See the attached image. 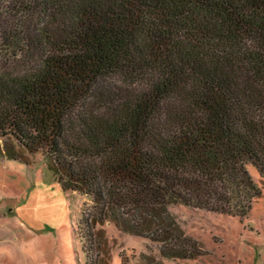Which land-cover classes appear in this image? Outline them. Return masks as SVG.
Here are the masks:
<instances>
[{"label": "trees", "instance_id": "obj_1", "mask_svg": "<svg viewBox=\"0 0 264 264\" xmlns=\"http://www.w3.org/2000/svg\"><path fill=\"white\" fill-rule=\"evenodd\" d=\"M5 4L2 50L23 68L0 70L1 152L43 153L92 203L87 264L111 259L107 222L195 259L171 205L248 214L250 167L264 180V0Z\"/></svg>", "mask_w": 264, "mask_h": 264}, {"label": "rangeland", "instance_id": "obj_2", "mask_svg": "<svg viewBox=\"0 0 264 264\" xmlns=\"http://www.w3.org/2000/svg\"><path fill=\"white\" fill-rule=\"evenodd\" d=\"M6 2L0 0V19ZM3 28L0 21V35ZM22 68L21 60L5 54L0 39V70ZM107 83L132 89L118 75ZM2 145L0 137V264H87L83 236L88 229L80 217L89 215L92 203L77 191L62 189L43 153L29 154V162L13 160L1 152ZM250 171L261 194L247 215L184 204L169 207L179 227L199 242L203 254L198 258H167L159 242L107 222L102 227L111 254L108 264H264V180Z\"/></svg>", "mask_w": 264, "mask_h": 264}]
</instances>
